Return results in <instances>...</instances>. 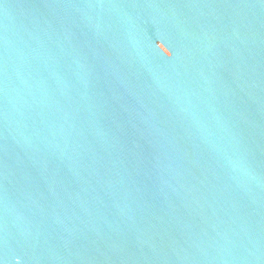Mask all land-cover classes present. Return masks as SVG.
Instances as JSON below:
<instances>
[{"label":"water","instance_id":"obj_1","mask_svg":"<svg viewBox=\"0 0 264 264\" xmlns=\"http://www.w3.org/2000/svg\"><path fill=\"white\" fill-rule=\"evenodd\" d=\"M0 264H264V0H0Z\"/></svg>","mask_w":264,"mask_h":264}]
</instances>
